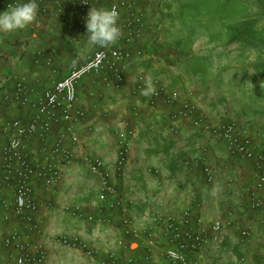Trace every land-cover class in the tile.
<instances>
[{
  "label": "built area",
  "instance_id": "1",
  "mask_svg": "<svg viewBox=\"0 0 264 264\" xmlns=\"http://www.w3.org/2000/svg\"><path fill=\"white\" fill-rule=\"evenodd\" d=\"M18 2L0 0V12ZM151 2L38 0V16L53 19L54 27L49 32L56 39L61 27L72 60L68 71L62 74L61 64L56 60L57 49L40 47L33 62L39 68H49L55 79L44 86L39 80L33 82L28 72L13 71L7 80L12 87L0 93L1 104L15 112L0 118V248L6 255L0 264H50L48 245L43 239L46 218L43 210L51 208L52 201L46 194L55 192L65 182L71 168L85 169L99 184L92 211L80 204L66 207L74 219L90 223L92 232L89 239L73 233L63 234L58 240L65 248L80 251L98 264H223L222 259L210 262L207 253L221 251L231 231L245 245L255 240L253 220L241 219L235 208L219 211L209 219V212L197 195L190 203L177 204L180 208H175V204L166 205L164 192L140 188L136 178L140 171L130 166L132 137L137 133L130 125L117 130L115 162L81 151V128L93 132L100 128L89 118L90 110L81 104L83 88L96 97L98 89L122 91L129 85L133 94L146 99L147 108H169L162 112V123L168 129L176 130L182 123H188L212 134L228 154L249 163L251 182L228 179L224 181L225 192L235 198L240 211L251 214L264 226L261 135L256 136L243 120L208 119L200 112L192 88L182 97L161 77L134 71L139 61L149 57L148 39L154 28L150 25ZM93 6L117 7L122 34L114 45L97 46L81 53L87 38L86 16ZM148 78L152 79L156 92L144 96L142 88ZM184 165L190 173L199 169L207 186L215 184L217 174L209 162L207 149L191 153ZM129 172L137 175L130 179ZM161 173L159 166L149 165L144 171L145 180L154 176L159 188ZM136 205L143 210H134ZM112 227L115 238L109 242L106 236Z\"/></svg>",
  "mask_w": 264,
  "mask_h": 264
},
{
  "label": "rangeland",
  "instance_id": "2",
  "mask_svg": "<svg viewBox=\"0 0 264 264\" xmlns=\"http://www.w3.org/2000/svg\"><path fill=\"white\" fill-rule=\"evenodd\" d=\"M151 6L155 24L148 39L149 57L139 61L134 71H143L148 77H161L171 90L182 97L192 88L200 104V112L208 119L214 122L243 120L249 123L256 136L260 134L264 139V0H152ZM123 90L139 101L140 105L136 107H140L138 112L145 119L142 126L127 120L131 118L124 114V118L116 122L119 116L111 117L109 114L93 118L90 112L89 118L100 128L95 132L81 128V151L110 159V148L114 151L116 147L117 130L127 125L137 132L132 137V147L140 132L160 135L157 146L162 152L170 153L166 158L167 166L149 161L136 164L131 148L130 166L140 171L141 175L136 177L140 188L154 193L164 192L168 200L166 205L175 204V208H180L182 203H190L197 195L209 212V219L219 211L224 213L229 207L235 208L241 219L253 220L255 240L245 245L233 230L221 251L207 253L210 262L222 259L223 264H264V226L251 214L240 211L235 198L225 192L227 185L224 181L228 182V179L251 182L253 176L249 163L232 157L212 134L201 132L191 124L182 123L176 130L168 129L162 123V112L169 108L149 109L143 105L145 98L133 94L131 88ZM96 92L99 95L94 97L95 100L113 99L109 95L113 91L98 89ZM136 107H131V110L135 111ZM179 136H182V141L176 139ZM204 148L208 150L209 162L217 174V180L211 186L205 184L199 169L190 173L184 165V160L191 153ZM179 151L183 153L176 156L175 152ZM144 159L152 158L144 156ZM109 162L113 161L110 159ZM149 165L162 169L159 188L154 176L150 175L145 180L144 171ZM129 173L133 179L135 174ZM66 177L63 189L65 183L56 187L53 194H46L52 204L51 208L43 210L46 213L43 239L48 245L50 264L51 261L54 262L52 264H98L80 251L65 248L58 240L63 234L73 233L89 239L92 225L74 219L66 207L80 204L92 211L99 186L85 169L71 168ZM136 188L139 189L138 186ZM134 210L139 212L143 207L136 205ZM114 227L107 232L109 242L115 238Z\"/></svg>",
  "mask_w": 264,
  "mask_h": 264
},
{
  "label": "crops",
  "instance_id": "3",
  "mask_svg": "<svg viewBox=\"0 0 264 264\" xmlns=\"http://www.w3.org/2000/svg\"><path fill=\"white\" fill-rule=\"evenodd\" d=\"M54 21L49 16L37 15L36 20L28 25L25 29L18 30L14 33L0 31V93L6 88L12 87L11 81H8L9 76L13 71L18 72H28L30 74V79L33 82L39 80L44 86H48L51 83V80L55 79L53 73L49 68L46 67H37L34 62V54L36 50L40 47H45L49 49L56 48L57 49V58L58 64H61L63 69L62 74H65L68 71L69 63L72 60V52L67 47L62 39V32L58 29V34L60 37L56 39L49 31L51 27H54ZM65 40V39H64ZM126 89H129V85L125 86ZM109 92V91H105ZM112 94L113 99H108L105 97L103 102L100 100H95L93 96H91L89 90L87 88H83L80 91V101L83 106L88 108L91 112V116L94 118H100L104 114H107L112 117H118L116 122L124 118L122 115H127L125 117L136 125L143 124L145 119H142V113H139L138 110L140 107H136V105H140L139 101L135 99L133 96L129 97V93L127 90H123V92H109ZM146 102V101H144ZM144 107L146 106L143 103ZM136 107L135 111H132L131 107ZM145 110V109H143ZM15 114L13 111H9L6 107L1 104L0 101V118L11 116ZM114 121V118H112ZM144 120V121H143ZM181 141L182 136L176 137ZM160 135L152 134L151 132H140L139 135L133 141V155L134 162L136 164L145 163V162H154L161 166H167V157L169 156V152H162L160 147H158V140H160ZM92 144V142H89ZM92 148L94 146H91ZM152 147H155L154 149ZM177 149V148H176ZM110 159L115 162L116 160V150L111 149ZM173 150V149H172ZM171 150V151H172ZM178 151V150H177ZM114 152V153H113ZM183 152H175V155H181ZM109 155V153H107ZM174 155V154H172ZM144 156L152 159H144ZM132 159V158H131ZM131 161V160H130ZM134 163V164H135ZM169 168V167H167ZM170 169V168H169ZM67 180V179H66ZM62 186L61 189L66 185ZM2 225V224H1ZM50 255V253H49ZM6 257L5 252L2 248H0V258L4 259ZM50 262V258H49ZM54 263L51 261V264Z\"/></svg>",
  "mask_w": 264,
  "mask_h": 264
},
{
  "label": "clouds",
  "instance_id": "4",
  "mask_svg": "<svg viewBox=\"0 0 264 264\" xmlns=\"http://www.w3.org/2000/svg\"><path fill=\"white\" fill-rule=\"evenodd\" d=\"M38 11V0H19L7 10L0 12V31L14 33L25 29L36 20ZM119 18L120 12L115 6L111 8L93 6L86 16L87 38L81 53L97 46L106 48L114 45L122 34ZM73 62L75 63V60ZM155 92L156 88L152 79H146L142 95L151 96Z\"/></svg>",
  "mask_w": 264,
  "mask_h": 264
},
{
  "label": "trees",
  "instance_id": "5",
  "mask_svg": "<svg viewBox=\"0 0 264 264\" xmlns=\"http://www.w3.org/2000/svg\"><path fill=\"white\" fill-rule=\"evenodd\" d=\"M152 16H153V21L151 22V24H150V25H153V24H155V23H154V16H155V13H153V14H152ZM198 168H199V167H198ZM170 170L172 171V169H171V168H170ZM171 171H170V172H171Z\"/></svg>",
  "mask_w": 264,
  "mask_h": 264
}]
</instances>
